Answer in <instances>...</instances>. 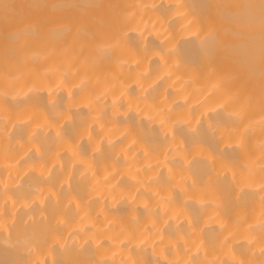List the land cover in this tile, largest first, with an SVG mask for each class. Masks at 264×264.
<instances>
[{
	"label": "bare ground",
	"instance_id": "obj_1",
	"mask_svg": "<svg viewBox=\"0 0 264 264\" xmlns=\"http://www.w3.org/2000/svg\"><path fill=\"white\" fill-rule=\"evenodd\" d=\"M0 264H264V0H0Z\"/></svg>",
	"mask_w": 264,
	"mask_h": 264
}]
</instances>
